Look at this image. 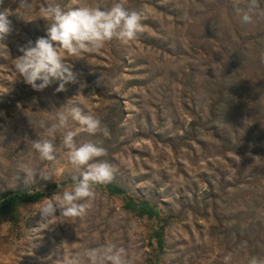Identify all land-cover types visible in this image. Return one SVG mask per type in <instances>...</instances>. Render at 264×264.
I'll return each mask as SVG.
<instances>
[{
	"label": "rangeland",
	"instance_id": "374dc122",
	"mask_svg": "<svg viewBox=\"0 0 264 264\" xmlns=\"http://www.w3.org/2000/svg\"><path fill=\"white\" fill-rule=\"evenodd\" d=\"M52 2L107 8L115 0H33L27 14L17 13L18 0L0 5L12 11L13 28L0 46V194H46L3 219L0 264H68L75 253L106 244L122 247L127 264H225L226 256L228 264H247L252 256L264 258V0H120L142 13L136 39H113L80 58L65 55L77 82L61 92L55 91L58 82L37 91L14 73L13 61L28 40L45 34L38 9ZM242 48L246 67L229 74ZM239 86L236 94L230 90ZM227 87L226 118L220 112L224 101L215 102L213 90ZM64 105L102 119L108 137L71 122L76 142H100L107 155L98 159L115 169L106 184L147 202L154 217L95 186L84 216L58 217L40 227L39 208L73 187L76 170L61 135L55 141L60 172L51 180L26 183L17 165L38 158L31 148L43 131L38 120L54 122Z\"/></svg>",
	"mask_w": 264,
	"mask_h": 264
},
{
	"label": "clouds",
	"instance_id": "9594fccd",
	"mask_svg": "<svg viewBox=\"0 0 264 264\" xmlns=\"http://www.w3.org/2000/svg\"><path fill=\"white\" fill-rule=\"evenodd\" d=\"M4 0H0V5ZM19 11L25 14L33 10V0H18ZM41 19L46 21L45 34L35 41L28 40L21 47L22 55L13 61V70L23 82L34 90L42 91L57 83L56 92L65 90L69 83L77 82V73L73 65L65 60V55L83 57L86 53L100 50L113 39L124 44L136 39L143 31L142 13L130 9L120 0L110 7L82 5L70 7L62 2L47 3L38 9ZM10 9L0 10V46L12 32ZM245 21L251 17L244 15ZM39 82V83H38ZM81 88L85 85L81 84ZM78 122L82 130L90 135H110L102 119L92 113L84 112L78 106H62L55 112L54 122L46 118L38 120L42 129L39 138L31 141V148L38 158L18 163L17 167L26 174V183H35L39 178L48 181L58 175L56 139L62 136V144L68 149V160L77 175L72 177L73 187L55 194L38 210L44 221L40 227L52 224L58 217H82L91 207L96 196L94 188L113 180L115 169L105 159L107 150L100 142L77 143L76 131L71 130V122ZM48 162L47 166H41ZM59 210V216L56 215ZM225 264L231 256L224 257ZM127 264L126 252L115 244H106L99 248H85L70 257L68 264ZM247 264H264V258L252 256Z\"/></svg>",
	"mask_w": 264,
	"mask_h": 264
},
{
	"label": "trees",
	"instance_id": "16d2710c",
	"mask_svg": "<svg viewBox=\"0 0 264 264\" xmlns=\"http://www.w3.org/2000/svg\"><path fill=\"white\" fill-rule=\"evenodd\" d=\"M247 64V57L245 56V48L241 49L240 52L236 55L234 58V62L232 63V70L228 72L229 74L234 72V69H237L240 71L243 67L245 68ZM230 80V82H233L232 78L226 79V81ZM217 90V94H214L216 96L215 102L222 103L225 99V93L229 92V88H225L224 91H219L218 89H214L213 91ZM230 90H235V94L238 93L241 90V87H235L230 88ZM238 91V92H237ZM231 110V101L226 99L221 107V114L228 117V113ZM215 113H213L214 116ZM220 115V113L216 114ZM99 188L107 189L110 193L118 195L122 197L125 201L130 200V202H127V206L129 208L134 207V205L139 206V214L140 215H149V217H154L155 215L151 212V209L148 207L147 202H139L136 199H132L126 195V191L121 189L120 187L112 184H98L96 185ZM46 197V194L43 192L35 191L32 189H18V190H9L2 194H0V226L3 222V219L8 216L12 211L19 208L22 205L25 204H37L41 202ZM237 229H234L235 231ZM158 241L160 245L162 244L161 233L157 234Z\"/></svg>",
	"mask_w": 264,
	"mask_h": 264
}]
</instances>
